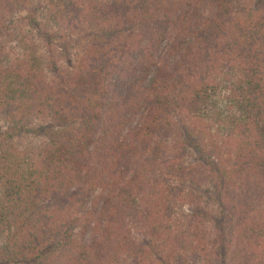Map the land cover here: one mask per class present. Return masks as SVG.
Returning a JSON list of instances; mask_svg holds the SVG:
<instances>
[{"label":"trees","instance_id":"16d2710c","mask_svg":"<svg viewBox=\"0 0 264 264\" xmlns=\"http://www.w3.org/2000/svg\"><path fill=\"white\" fill-rule=\"evenodd\" d=\"M78 1L71 9L83 12L85 4ZM206 3L209 12L203 14ZM76 17L73 24L93 26L92 40L57 86L43 81L25 60L0 64V109L14 126L0 135L5 144L0 217L15 219L3 264H45L58 249V264L64 252L73 257L66 264H119L131 252L130 242L113 248L101 235L80 242L74 230L83 219L91 222L94 213L114 216L140 200L152 208L147 210L152 227L147 225L126 261L212 264L220 252L208 253L203 215L193 211L199 207L183 208L187 198L192 205L191 193L183 190L189 149L216 174L220 204L235 217L223 254L228 252L231 264H264V0H109L92 5L88 20H79L81 12ZM139 92L155 105L121 140L117 133L123 132L127 113L108 116L113 110L104 112V101L112 97L130 107ZM50 99L56 102L50 109L54 124L66 131L49 132L50 142L41 149L8 151V139L18 129L31 130L26 127L33 115L50 112L41 106ZM103 113L105 147L116 146V160L126 157V167L137 160L123 183L130 193L102 167L100 174L92 173L90 149ZM174 117L181 138L155 143L156 150L142 161L162 128H174ZM164 149L168 160L162 166L170 176L152 175L151 163ZM97 188L106 197L88 209L87 198ZM22 210L40 211L25 217ZM91 223L97 234L101 226Z\"/></svg>","mask_w":264,"mask_h":264},{"label":"rangeland","instance_id":"374dc122","mask_svg":"<svg viewBox=\"0 0 264 264\" xmlns=\"http://www.w3.org/2000/svg\"><path fill=\"white\" fill-rule=\"evenodd\" d=\"M109 0H81L84 3V11L81 12L82 18H91V6L95 5L99 7L100 4H106ZM243 0H235L237 4H240ZM78 0H0V64L4 67L16 60L26 61L30 64L31 68L41 76L43 81L48 84L57 86L59 80L62 77L69 75L74 68L80 62L83 56L85 47L92 40L91 33L93 26L88 23L87 26H81L73 24L75 19L79 16L75 9H71L74 4H77ZM11 3H19L18 5H12ZM88 3V4H87ZM11 6V7H10ZM51 7L53 9H51ZM209 4L202 5V13L207 14L209 11ZM1 67V66H0ZM142 92H139L137 98L133 99L134 104L127 105L125 102L123 105L121 101H116L110 97L104 101V112L107 109H111L114 114L109 113L108 116H121V112L127 113L123 126V132L117 133L122 140L124 137L138 122L143 114H145L147 108H151L155 105V102L147 103L143 99ZM55 99H50L42 102V108H47L46 112L55 104ZM42 109V110H43ZM117 114V115H116ZM99 126L95 132V139L91 145L90 152H92V173L100 174V167L103 168L102 172H108L106 174L112 176L114 180L118 181V188H122L125 192L130 193L129 188L126 189V185L130 176L133 174V168L137 164V160L132 161V166L126 167L122 162L126 161V157H122L121 161L116 160V146H111L108 150L106 142H102L104 137H101L103 127V121H105V113L101 117ZM54 109L47 113L46 116L41 114L33 115L32 120L26 128L31 129H18L15 135L9 140L8 151L14 152L12 146L17 149H23L24 147L30 149H41L45 144L49 143V132L57 133L65 132L66 128L55 125ZM174 128L168 129V126H164L159 133V137L155 138L154 142L149 146H146L144 157H147L151 153L156 145L155 143L170 144L172 140H179L181 138V132L179 125L174 117ZM176 125V126H175ZM14 128L13 122L7 119L5 113L0 109V135L7 136ZM35 130V131H34ZM63 130V131H62ZM52 138V137H51ZM104 143V144H103ZM5 144L0 139V149L3 150ZM155 149V148H154ZM156 150V149H155ZM194 150V149H193ZM192 149L187 151L186 165H190L187 180L183 185V190L191 193L192 205L189 204L190 198H187V203L184 204V210L194 209L195 206L199 207V210L203 215L202 217V229L205 233L206 248L208 253H215V249L220 252L218 258L213 257L210 261L212 264H231L233 263L231 258H228V252L223 254V249L229 247L232 240V235L236 227L235 217L229 213L230 210H226L219 200V180L215 173H213L205 164L199 160V153ZM35 151V150H34ZM108 155V156H107ZM131 158L130 156L126 155ZM156 156V155H155ZM124 158V159H123ZM157 160L153 161V168L151 174L158 175L163 173V176H170L165 168L162 166V160H168V150L159 151L157 153ZM159 163H161L159 165ZM140 165L138 164L137 167ZM161 166V167H160ZM106 170V171H104ZM174 181V180H173ZM177 181V180H175ZM178 184V182H175ZM180 185V184H179ZM123 190H119L123 192ZM107 192L97 188L87 198L88 209L92 208L93 200L96 198L104 199ZM1 195V189H0ZM139 195L136 197L138 198ZM39 200V197H37ZM36 200V201H37ZM190 200V201H189ZM126 208V209H125ZM125 211L117 209L116 215H103L94 213L96 216L92 219L93 222H97L101 226V230H98L97 234L92 232V226H95L91 222H87L83 219L75 228V238L80 242L98 241L100 239L105 240L112 245L113 248L118 247L120 243L124 244L130 242L131 252L125 253V261H117L119 264H134L133 259L130 257L128 261V255H132V245L134 243H140L145 234L148 232L151 223L149 220V211L152 208H148L143 200L139 203H131L130 206H126ZM40 210H22L25 213V217H30L31 213H38ZM28 212V213H27ZM115 218V219H113ZM15 219L11 215L0 217V264H3L8 258V250H6L8 240L10 238V231L14 226ZM132 242V243H131ZM229 245V246H228ZM230 249V248H229ZM211 250V252H210ZM214 250V251H213ZM60 250L55 256L50 257L45 261V264H58ZM64 256L61 257L63 264L69 263L72 256H69L67 252H64ZM230 255V254H229ZM111 257V255H110ZM72 261V260H71ZM172 264H177L173 262ZM190 264H206L203 260L197 262H191Z\"/></svg>","mask_w":264,"mask_h":264}]
</instances>
